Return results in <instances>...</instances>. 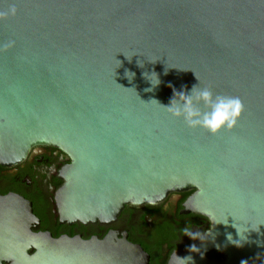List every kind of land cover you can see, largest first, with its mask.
<instances>
[{
    "label": "water",
    "instance_id": "water-1",
    "mask_svg": "<svg viewBox=\"0 0 264 264\" xmlns=\"http://www.w3.org/2000/svg\"><path fill=\"white\" fill-rule=\"evenodd\" d=\"M0 13L3 165L35 146L68 154L58 202L69 223L111 222L128 204L194 190L189 206L212 224L187 264H264V0H0ZM144 71L161 80L152 92ZM196 76L241 99L232 129L189 127L159 104L169 103V84L191 89ZM0 208V264L143 257L126 240L35 234L32 206L19 196L0 197ZM214 250L225 260L209 259Z\"/></svg>",
    "mask_w": 264,
    "mask_h": 264
},
{
    "label": "flooded vegetation",
    "instance_id": "flooded-vegetation-1",
    "mask_svg": "<svg viewBox=\"0 0 264 264\" xmlns=\"http://www.w3.org/2000/svg\"><path fill=\"white\" fill-rule=\"evenodd\" d=\"M70 162L64 151L46 145L32 148L28 157L18 164L0 162V197L16 195L31 204L37 218L31 226L33 233L54 239L69 237L83 242L95 241L100 245L108 237L115 243L126 240L142 249L143 257L138 264H183L179 258H185L187 249L199 239L180 235V229L191 223L193 231L207 234L211 228V220L189 206L194 190L171 192L157 203L128 204L111 222L63 221L58 192L65 183L62 172ZM2 225L7 234V211L0 208V228ZM36 251L33 249L30 254ZM207 257L225 260L217 250L209 252Z\"/></svg>",
    "mask_w": 264,
    "mask_h": 264
},
{
    "label": "clouds",
    "instance_id": "clouds-1",
    "mask_svg": "<svg viewBox=\"0 0 264 264\" xmlns=\"http://www.w3.org/2000/svg\"><path fill=\"white\" fill-rule=\"evenodd\" d=\"M10 11L14 14L15 8L13 7ZM2 15H6V13H0V16ZM137 63L143 68V61ZM166 72L167 69H165ZM125 75L131 81L136 73L126 70ZM142 76L149 83V87L144 89L145 92L154 91L161 83L159 75L155 71H144ZM196 78L199 81L197 76ZM168 87L172 88V96L167 105H162L156 99L152 100L164 107L172 116L183 118L187 126L192 128L201 127L212 134H216L222 129H232L237 124L238 118L244 109L243 102L238 96L214 93L210 87H200V81L198 84H194L191 89H188L187 86H181L180 89H177L172 84H169ZM149 202L154 203V201ZM222 223L227 225L229 221ZM180 235H186L192 240L199 239L203 241L206 233L200 230L193 231V225L188 223L180 229ZM227 238L232 241L230 233ZM232 242L239 246V241ZM189 251L198 252L199 248L196 244H192ZM179 259L187 264V261H190L192 257Z\"/></svg>",
    "mask_w": 264,
    "mask_h": 264
}]
</instances>
